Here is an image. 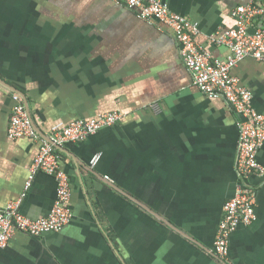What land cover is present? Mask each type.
<instances>
[{
    "label": "crops",
    "instance_id": "0c3cea01",
    "mask_svg": "<svg viewBox=\"0 0 264 264\" xmlns=\"http://www.w3.org/2000/svg\"><path fill=\"white\" fill-rule=\"evenodd\" d=\"M165 1L199 22V43L218 57L229 50L211 35L234 27L232 12L251 2ZM233 73L264 113V61L246 57ZM14 88L47 136L58 123L124 117L57 149L71 221L38 237L17 232L0 264H226L214 242L236 193L240 115L194 84L169 26L117 0H0V209L23 194L40 149L8 136ZM258 156L264 164V146ZM250 183L257 220L232 234L227 264H264V178ZM56 199L55 176L39 172L20 210L47 216Z\"/></svg>",
    "mask_w": 264,
    "mask_h": 264
},
{
    "label": "built area",
    "instance_id": "2783aa9c",
    "mask_svg": "<svg viewBox=\"0 0 264 264\" xmlns=\"http://www.w3.org/2000/svg\"><path fill=\"white\" fill-rule=\"evenodd\" d=\"M130 8H138L145 20L158 19L169 26L181 46L184 62L191 72L194 84L210 98H225L240 115L239 138L236 153L237 186L235 196L226 201L222 220L214 242L215 253L227 264L232 234L240 225L249 226L257 220V191L250 183L253 176L264 178V164L259 151L264 146V113L256 108L252 91L241 84L233 73L234 67L246 57L264 61V4L251 0L233 12L234 27L211 35V42L226 47V57H218L199 43L201 33L198 21L172 10L165 0H117ZM8 136L10 139L30 137L40 142L39 153L29 168L25 191L0 209V249L5 248L17 232L38 237L57 232L72 218L71 188L67 173L61 166L57 146L79 143L100 130L119 123L124 115L112 110L96 117L81 118L68 124L58 123L51 128L48 138L35 129L23 97L15 92ZM101 154H96L91 165L96 166ZM39 172L53 174L57 181V199L47 216L32 219L20 210V204ZM108 179V176L105 177Z\"/></svg>",
    "mask_w": 264,
    "mask_h": 264
},
{
    "label": "water",
    "instance_id": "95a60500",
    "mask_svg": "<svg viewBox=\"0 0 264 264\" xmlns=\"http://www.w3.org/2000/svg\"><path fill=\"white\" fill-rule=\"evenodd\" d=\"M15 89V91L16 92H19V90L18 89H16V88H14ZM24 99V98H23ZM25 101V100H24ZM36 129V128H35ZM37 130V129H36ZM38 131V133L40 134V135H42L44 138H48V136L47 135H45L44 133H42L40 130H37ZM58 148H60V146H57Z\"/></svg>",
    "mask_w": 264,
    "mask_h": 264
},
{
    "label": "rangeland",
    "instance_id": "374dc122",
    "mask_svg": "<svg viewBox=\"0 0 264 264\" xmlns=\"http://www.w3.org/2000/svg\"><path fill=\"white\" fill-rule=\"evenodd\" d=\"M112 111V110H111Z\"/></svg>",
    "mask_w": 264,
    "mask_h": 264
}]
</instances>
